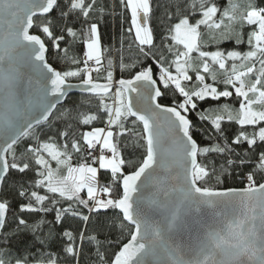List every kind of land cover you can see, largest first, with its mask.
Here are the masks:
<instances>
[{
  "label": "snow or ice",
  "instance_id": "1",
  "mask_svg": "<svg viewBox=\"0 0 264 264\" xmlns=\"http://www.w3.org/2000/svg\"><path fill=\"white\" fill-rule=\"evenodd\" d=\"M118 5L129 13L127 31L139 56L105 64L99 24L92 20L100 11L97 0H0V95L5 100L0 194L6 197L14 184L16 196L27 201L20 211L54 213L53 224L66 216L85 224L97 220L95 234L62 232L67 241L62 251L71 257L67 264H79L85 242L95 245L99 264H264V175L256 178L257 171L264 174V0H174L160 22L159 41L153 0H118ZM62 42L85 45L83 57H69ZM226 42H232L231 50L221 47ZM49 45L76 67L62 71L49 63ZM240 45L248 50H239ZM147 59L154 66L143 62ZM29 72L37 79L25 105L19 90L26 76L33 86ZM125 73L130 78H123ZM73 78L79 84L71 83ZM75 87L96 99V113L77 118L91 130L78 135L68 125L58 126L41 139L40 126L51 124L57 104ZM169 95L173 100L165 103ZM202 103L216 106L200 111ZM193 112L217 134L209 147L196 138ZM62 118L73 119L71 113ZM96 121L105 126H94ZM226 123L238 126L231 139L225 136ZM138 124L144 151L133 163L116 138L134 133ZM22 141L27 143L18 155ZM209 153L224 158L218 170L199 162ZM253 156L258 163L245 174V187L209 186L210 178L223 184ZM9 209V200L0 199V240H6ZM161 209L167 210L163 220L151 221L149 212ZM109 210L122 229L130 230L127 242L106 257L99 216ZM44 224L41 219L29 226L18 218L13 236L35 234ZM0 264L60 261L51 254L35 261L14 256L5 245Z\"/></svg>",
  "mask_w": 264,
  "mask_h": 264
},
{
  "label": "trees",
  "instance_id": "2",
  "mask_svg": "<svg viewBox=\"0 0 264 264\" xmlns=\"http://www.w3.org/2000/svg\"><path fill=\"white\" fill-rule=\"evenodd\" d=\"M154 2V19L152 21L154 27V34L157 36V41H159L160 29L162 27L161 21L164 19V14L166 11H170L171 4L174 3V0H153ZM221 3H226V0H220ZM97 5L100 9L99 12H96L92 16V20L99 24L100 33H101V47H102V58L104 59L105 64L108 59L116 60L119 56H123L125 61L134 62L139 56L137 52L136 45L132 43V34L128 33L127 29L130 26V16L123 8L119 7L118 0H97ZM86 28L87 25H84ZM132 44V47L129 48L128 45ZM62 47L69 48L68 56H77L82 58L83 51L86 50V46L80 43L76 44H64L62 42ZM159 44L157 43V49ZM221 47L228 48L231 50L232 42H226ZM157 49H154L156 51ZM239 50L247 51L246 45H240ZM49 63L53 64L58 70H71L76 67L68 62H65L63 59L64 53L57 52V50L51 45H49V52L47 53ZM146 64H153L154 62L151 59L143 60ZM95 77V73H93ZM117 77H120V73L117 70ZM123 78H130L127 73L124 74ZM71 83H79V80L73 78L70 80ZM99 82H103L101 79ZM222 87V86H221ZM165 103L173 100L171 95L163 98ZM216 104L202 103L199 105L200 111H206L209 107H215ZM233 107H238L237 104H233ZM64 113H71L73 119L68 121L66 118H62ZM81 113L86 114H95L96 113V99L93 96H82V95H73L69 97L66 103L56 109L52 118L51 124H43L40 127L43 128V132H40L39 135L41 139L46 138V134L49 131H56L59 126L61 129L65 125L73 128L77 134L91 130V126H83L77 123V118ZM190 118L193 120L194 125L196 126V138L198 142L205 147L211 146L216 142L217 134L212 129L211 125L207 121H201L197 113L193 112L189 114ZM94 126L104 127V123L100 121L94 122ZM226 132L225 136L231 139L236 132L238 126L234 124H225ZM142 130L141 126L138 124L134 130V133H130L126 137H118V147L125 159L133 163H138L142 159V153L144 149L140 147L143 143L139 139V132ZM27 141H22L18 146L17 154L24 149V144ZM246 147V145L244 146ZM239 151V148L237 149ZM235 159V157H233ZM199 162L207 165L209 169L215 167L217 170L222 164H224V158L219 156L216 153H209L208 156H201L198 158ZM73 163H75V158ZM258 163V159L253 156L252 163L246 166L245 168H235L231 172L230 176L225 177L223 184H216L214 178L209 179V186L215 187L218 190H226L228 188H242L245 187V174L250 170H255V165ZM226 166V165H225ZM53 167L55 163L53 162ZM128 170H131L130 168ZM32 175V174H30ZM261 175H264L260 172H256V178L260 181ZM264 182V181H261ZM31 184V180L28 181ZM102 184L107 183L101 182ZM15 187L14 184L9 186V191L7 196L1 194V199L7 198L10 202L9 214L5 223V233L6 240L10 241L6 244V240H0V247H7L8 250L15 255H25L34 261L37 257H44L49 254L53 258H58L60 264H67L71 260V257H67V254L62 251L66 246V238L62 236V232L65 230H71L74 233H79L81 231L85 232V235L89 233L95 234L97 232V220L92 219L90 222L85 224L79 217L66 216L65 220L60 224H53L54 213L47 214H36V213H23L20 211V205L26 203L23 198H18L13 190ZM41 194H44L41 191ZM85 195L86 193L82 194ZM62 203L67 206L66 202ZM87 214V210H83ZM94 217L96 214H92ZM18 218H23L27 221L29 226L37 224L41 219L45 221V224L41 231H37L33 234L32 231H19L16 236H13V233L17 231ZM99 222L104 224L103 233L99 236L101 240H107L104 243L103 252L106 257H111L114 251H118V247L123 242H127L129 228L122 229L120 227L119 218L112 215L111 210L108 211L107 215H100ZM51 233V235H49ZM40 238H46L47 243L41 245L39 240ZM21 249L20 252H17V249ZM79 264H99V260L96 254L95 245L88 244L85 242L83 246L81 255L79 256Z\"/></svg>",
  "mask_w": 264,
  "mask_h": 264
},
{
  "label": "water",
  "instance_id": "3",
  "mask_svg": "<svg viewBox=\"0 0 264 264\" xmlns=\"http://www.w3.org/2000/svg\"><path fill=\"white\" fill-rule=\"evenodd\" d=\"M29 76L33 79V86L30 88V86L27 83V76L25 77L23 83L20 86L19 90V98L22 101L23 104H27L28 101L32 98L31 94H34L35 92V80L37 79V76L34 73L29 72ZM73 84H79V83H73ZM73 95H82V96H91L88 93L83 92L79 87H75L68 90V95L65 99H63L59 104H57L56 108L54 109L52 116L56 109L66 103V101L69 99V97ZM5 113V100L2 95H0V117L3 116ZM52 116L49 118L51 120ZM0 123H2V120H0ZM0 147H2V141H0ZM1 199V194H0ZM167 214V210L161 209L158 211H150L149 212V219L151 221H161L163 220L164 216Z\"/></svg>",
  "mask_w": 264,
  "mask_h": 264
},
{
  "label": "rangeland",
  "instance_id": "4",
  "mask_svg": "<svg viewBox=\"0 0 264 264\" xmlns=\"http://www.w3.org/2000/svg\"><path fill=\"white\" fill-rule=\"evenodd\" d=\"M100 174H103V175L105 176L103 170H101V173H100ZM101 177H102V176H101ZM106 181H107V179H103V178H102V180H101V182H106Z\"/></svg>",
  "mask_w": 264,
  "mask_h": 264
},
{
  "label": "crops",
  "instance_id": "5",
  "mask_svg": "<svg viewBox=\"0 0 264 264\" xmlns=\"http://www.w3.org/2000/svg\"><path fill=\"white\" fill-rule=\"evenodd\" d=\"M102 177H101V180H102V178L103 179H107V177L106 176H104L103 174H100Z\"/></svg>",
  "mask_w": 264,
  "mask_h": 264
},
{
  "label": "built area",
  "instance_id": "6",
  "mask_svg": "<svg viewBox=\"0 0 264 264\" xmlns=\"http://www.w3.org/2000/svg\"><path fill=\"white\" fill-rule=\"evenodd\" d=\"M245 185H246V180H245Z\"/></svg>",
  "mask_w": 264,
  "mask_h": 264
}]
</instances>
